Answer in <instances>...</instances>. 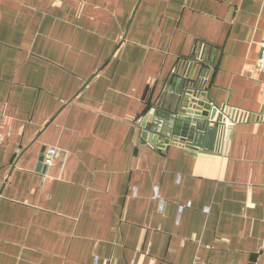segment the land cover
Returning a JSON list of instances; mask_svg holds the SVG:
<instances>
[{
    "label": "crops",
    "instance_id": "obj_1",
    "mask_svg": "<svg viewBox=\"0 0 264 264\" xmlns=\"http://www.w3.org/2000/svg\"><path fill=\"white\" fill-rule=\"evenodd\" d=\"M263 31L264 0H0V264H264ZM191 89L224 124L164 144Z\"/></svg>",
    "mask_w": 264,
    "mask_h": 264
},
{
    "label": "water",
    "instance_id": "obj_2",
    "mask_svg": "<svg viewBox=\"0 0 264 264\" xmlns=\"http://www.w3.org/2000/svg\"><path fill=\"white\" fill-rule=\"evenodd\" d=\"M171 111L174 114L168 119L160 120L161 126L157 133L158 135L168 136L164 144L169 143L170 138H172L175 142L183 140L203 146L208 136L210 125L219 127L224 124L222 116L217 114V109H213L211 104L202 98V95L192 89L177 97ZM143 125L145 126L146 124L144 123ZM157 134L145 131L143 136L156 143L159 138ZM41 165L42 163H40L39 167Z\"/></svg>",
    "mask_w": 264,
    "mask_h": 264
},
{
    "label": "built area",
    "instance_id": "obj_3",
    "mask_svg": "<svg viewBox=\"0 0 264 264\" xmlns=\"http://www.w3.org/2000/svg\"><path fill=\"white\" fill-rule=\"evenodd\" d=\"M256 69L258 72H264V31H263L262 39L260 41V54L256 61ZM222 122H223V118H222ZM234 122H235L234 119L230 118L225 122V125H232L234 124ZM57 155H58V151L56 150V148H52V147L48 148L43 156V162L47 166L53 165Z\"/></svg>",
    "mask_w": 264,
    "mask_h": 264
}]
</instances>
